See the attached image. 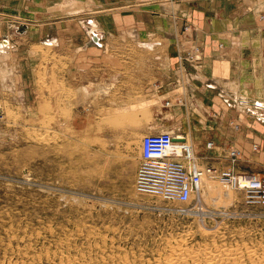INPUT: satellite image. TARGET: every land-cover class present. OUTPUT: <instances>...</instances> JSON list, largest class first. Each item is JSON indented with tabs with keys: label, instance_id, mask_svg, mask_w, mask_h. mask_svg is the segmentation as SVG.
Wrapping results in <instances>:
<instances>
[{
	"label": "rangeland",
	"instance_id": "obj_1",
	"mask_svg": "<svg viewBox=\"0 0 264 264\" xmlns=\"http://www.w3.org/2000/svg\"><path fill=\"white\" fill-rule=\"evenodd\" d=\"M27 1L25 11L0 2V46L9 44L0 55V264H160L180 253L206 261L207 252L219 250L236 257L234 264H264V205L245 203L240 190L228 197L218 178H208L214 187L203 182L201 195L183 203L140 194L135 186L140 164L131 146L141 155L144 135L171 130L193 141L200 166L264 174L259 145L245 154L236 143L221 145L202 133L199 140L193 126L201 116L184 111L190 103L181 87L172 91L156 70H141L164 53L167 61L175 57L185 78L188 67L203 66L209 41L225 42L209 33L206 47L196 42V31L220 23L213 22L210 0ZM263 5H250L255 13L246 18L254 25H264ZM79 9L84 13L74 15ZM6 14L30 21L20 32L23 18ZM88 16L98 20L104 45L82 50L94 28L83 21ZM132 31L137 39H118ZM238 31L224 37L241 41L245 30ZM257 32L246 35L264 40V30ZM153 39L160 52L142 47ZM258 45L255 64L262 71ZM6 72L13 79L7 88ZM243 90L264 100L263 89ZM215 95L214 106L229 111L221 93ZM233 115L228 122L238 128ZM142 126L145 132L136 135Z\"/></svg>",
	"mask_w": 264,
	"mask_h": 264
},
{
	"label": "crops",
	"instance_id": "obj_2",
	"mask_svg": "<svg viewBox=\"0 0 264 264\" xmlns=\"http://www.w3.org/2000/svg\"><path fill=\"white\" fill-rule=\"evenodd\" d=\"M16 1H18L17 4H16ZM167 1L164 0V2H161V3L166 4ZM0 2L5 3L4 4L5 7L13 8L18 5L19 9L21 8L24 10L25 9L24 7L25 5H27L28 1L27 0H0ZM87 2L88 1H86V3ZM153 2L159 3L155 1ZM262 2L264 1L263 0H257V1L255 0H210V3L208 4L210 11H211L210 15L211 17L216 19V20H213V22H215V24L216 22H220V23L218 25H211V27L209 26L203 27L204 28L202 29L203 32H200L199 30L196 31V37H197L196 42H198L199 44H202V46L203 44H205V47H206V44H208L207 42L208 38L206 37V33H209L210 37H214L213 39L216 42L217 41L219 42L220 40H223V39L225 42L221 46V44L218 45L219 43L209 41L211 46L209 45V47L204 48L205 62L202 63L203 66L200 65L198 69H196V67H192V68L188 67L189 72L187 70L186 78L183 72H182L183 75H180L181 73L179 70V68H181L179 66L180 63L176 62L175 57H172L173 59L167 61L168 57L165 56L166 55L165 53L164 54L162 53L163 56H156L154 64H150L149 66H142L141 70L143 69H145V71L146 70H151V71L156 70V73H158L157 76L160 74L162 79L163 80L165 79V81L168 83L169 85L168 88L172 89V91L173 90L176 91L177 89H179V87H184V90L182 93H184V96L188 99L187 101L190 103V105H188L187 108L186 107L184 108V111H187L189 116L190 115L191 116L195 115L197 117L201 116L199 119L200 123L197 124L196 126H193L194 131L197 132V137L199 140L202 138H200L201 134H198V133H202L203 139L205 138L204 136H207L213 141H216V142L218 141V143H220L221 145L230 146L231 144L236 143L237 146H241L242 151L245 154H250L251 146L252 145L254 146L255 144H257L260 147L259 148L260 155L264 156V122H260L259 120L256 121L251 114L247 113V110L249 111L250 104L243 102L244 101L243 98L245 99V97L242 94L245 92L243 90L244 88H246L248 91H252V90L257 91V89L264 90V70L262 69V71H259L261 70V67L259 66V64H255L258 62H256L255 56H254L255 55L254 49L257 45V41L261 42V46L264 48V40H257V39L252 40L251 38L248 37V35H246V33H250L251 31L257 30L259 32V30H264V25L262 23L259 24V22H255V25H254V23L250 22L251 20L250 18L249 19L246 18L254 14L253 9L251 8L250 5L254 6L253 8L255 10L258 7L257 5L261 7ZM215 3H218V6L214 5ZM138 4L144 5L145 3H138ZM132 6L133 5H127V7H132ZM134 7L136 6L134 5ZM86 8L88 9V11L89 9L92 10L88 6H86ZM114 9L120 10L122 8L116 7ZM82 10L83 9H81V11ZM109 10L111 9H108L107 11H105V13L111 12ZM99 12L104 13V11L102 10ZM79 14H74V15H79ZM0 15H4V14L0 13ZM6 16L7 17L10 16L13 18H19V19L23 18L24 23L22 21L21 23L22 25L18 27L20 32L25 29V22L30 21V19H27L22 16L18 17V16H14L10 14H6ZM225 19L228 23L233 22V24L228 25ZM35 21L38 22L39 20L35 19L33 22ZM83 21L87 22V24L84 23V25L86 24L96 29L94 28L91 29V33H89L88 35L89 37H87L85 44L80 49L82 50L89 49L91 45L93 47L103 46L104 44L103 42L99 40L101 38H100V34L97 31V30H100L101 28L98 20L95 17L89 18L88 16ZM240 21L242 23H239ZM48 22L49 21H42V23H39V24L48 23ZM237 22H238V25L236 24ZM93 24H96V25L92 26ZM39 29L40 28L36 27V30H39ZM238 29L240 30V32L242 31V29L245 30L244 31L245 38H243L241 41L231 40V36H229L228 39L224 37L226 34L229 35V34L239 32ZM179 31L180 30L175 31L173 33L174 36L179 34ZM138 34L133 31L125 33L124 35L118 34V39L119 40H124V39L135 40L139 37ZM219 35L223 37L220 38L221 36ZM251 35L252 37H254V34L251 33L250 36ZM262 35H263V32H262ZM74 39L76 40V38ZM49 40H52V42H55L58 44L61 43L60 42L61 38H58V37H53L52 39H49ZM153 41H147L148 43H151V45L149 46L143 45L144 42H142L141 45L144 49H147L150 52H153L154 50L158 51L157 48L158 46L160 47V45H158V42H155V41L153 42ZM261 46L258 45V49H260ZM263 48L261 49L263 50ZM206 50H208L209 53H207ZM159 57H160V61L158 60ZM216 60L220 62L229 61L230 67L228 66L225 67V66H220L218 64H215ZM259 60L261 64L264 63L263 53L259 57ZM263 66L264 65H262V67ZM160 71L161 73H159ZM216 72H218V74H224V75L228 74L229 77L224 78V76H219V75L217 76ZM117 77H120L119 73H117ZM178 77L179 78L182 77L183 79H185V80H182V82L185 81V83L180 82L179 81L180 79ZM211 80L213 81V83H210ZM233 81L235 82V85L238 88L234 89L231 87V83ZM218 88L221 89L220 91L218 90L219 92H217ZM216 93L217 94L221 93V95L225 98L224 100L226 101L228 108H230L229 111L228 110L222 111L224 110L222 109V107L216 108V106H214V103L216 102L215 100ZM249 96L250 95H248V97ZM250 98H247L248 101L255 100L254 98H251V99ZM234 100L235 102H233ZM244 106H245V109L241 108ZM233 108H236L238 110H234ZM240 111H243V112H240ZM234 112H236L237 115H235V117L233 118L239 119L237 123L238 128L232 127L231 122L230 121L228 122V120L231 117L230 113H232L233 115ZM249 117H251V119ZM143 132H145V128L143 126L137 127L135 129L136 135H142ZM131 148H132V150L130 151L131 155L134 156L135 159H137V156H138V160H139L138 163L140 164L142 156L140 155L139 149L134 146H131Z\"/></svg>",
	"mask_w": 264,
	"mask_h": 264
},
{
	"label": "built area",
	"instance_id": "obj_3",
	"mask_svg": "<svg viewBox=\"0 0 264 264\" xmlns=\"http://www.w3.org/2000/svg\"><path fill=\"white\" fill-rule=\"evenodd\" d=\"M195 48V50H197ZM174 134L168 131L146 134L142 138L141 163L135 186L140 194L161 197L166 201L188 203L199 195L203 171L221 183L243 193L245 203L264 205V174H243L234 167L230 169L200 166L197 156L189 152L188 144L182 143L180 152L174 151ZM214 143L209 144V147ZM233 156L236 155L232 151Z\"/></svg>",
	"mask_w": 264,
	"mask_h": 264
},
{
	"label": "bare ground",
	"instance_id": "obj_4",
	"mask_svg": "<svg viewBox=\"0 0 264 264\" xmlns=\"http://www.w3.org/2000/svg\"><path fill=\"white\" fill-rule=\"evenodd\" d=\"M68 1V0H67ZM264 1V0H263ZM79 2V1H78ZM66 4H68L67 2H65ZM64 3V4H65ZM75 2H73L74 4ZM264 3V2H263ZM262 3V5H263ZM65 4V5H66ZM72 4V3H71ZM76 4V3H75ZM79 4V3H78ZM260 4V3H259ZM63 5V4H62ZM64 6V5H63ZM68 6V5H67ZM71 6V5H70ZM264 6V5H263ZM262 6V7H263ZM72 7V6H71ZM77 7V5H76ZM76 11V10H75ZM81 10L79 9V12H75L74 14H79V13H83L80 12ZM259 11V10H258ZM255 13V12H254ZM74 16V15H73ZM96 24H93L92 26H95ZM99 35V34H98ZM93 38V37H92ZM97 39V38H96ZM100 40V39H99ZM7 41V40H6ZM154 42V41H153ZM3 44V43H2ZM52 44V43H51ZM147 45H151V43H147ZM9 44H3L0 46V55L1 54H7V48H8ZM153 46V45H152ZM201 53V52H200ZM239 53V52H238ZM201 56V55H200ZM199 56V57H200ZM234 56V54H233ZM224 60V59H223ZM226 64V63H225ZM1 67V65H0ZM1 68H4L3 66ZM0 68V69H1ZM9 69V68H8ZM197 69V68H196ZM7 70V69H6ZM4 71V70H3ZM12 73V72H11ZM185 73V72H183ZM1 75V74H0ZM3 81L5 80L6 82V88L7 87H11L12 83H13V79L10 75L9 72H6V73H3ZM183 75V74H182ZM180 79V78H179ZM184 80V79H183ZM233 80V79H232ZM235 80V79H234ZM185 83V81L183 82ZM5 86V85H4ZM179 86V85H178ZM231 87L236 89L238 88L236 85H235V82L233 81L231 83ZM7 90V89H6ZM91 90L90 87H85V90L86 92L88 93H91ZM181 90L183 92L184 90V87H181ZM178 91V90H177ZM227 91V90H226ZM234 91V90H233ZM179 93H180V90H179ZM186 93V92H185ZM230 93V92H229ZM175 94V93H174ZM245 94V93H243ZM246 95V94H245ZM245 97V96H244ZM239 98V97H238ZM181 99V98H180ZM179 100V99H178ZM243 102H246L247 104H251L252 107H249V108H252V110H254L253 112H251L252 115H255L256 117V121H260V122H264V100L262 99H258L257 100H253V102L251 103V101L247 99V96L245 97V99L243 98ZM251 110V111H252ZM247 113L250 114V112L247 110ZM172 117V116H171ZM171 132L174 134V140H176L175 144L173 145L172 148H174V151L176 152H180L182 150V146L183 144L182 143H187L188 145V149H189V152H192L194 153L195 152V146L193 144V141L189 140V137L188 135H184V134H181V133H175L171 130ZM136 139V140H135ZM134 141L139 145L140 142L138 140V138H134ZM213 141H210L208 142V145L211 143L212 144ZM214 143V142H213ZM195 154V153H194ZM196 156V154H195ZM199 161V160H198ZM200 163V162H199ZM140 166V165H139ZM139 168V167H138ZM208 178H212L214 179V177L212 176H209L208 174H206L204 171H203V174H202V181H201V186H200V191H199V195H201L202 193V190L205 188L204 186V183L203 182H206L208 184V186L210 188H213L214 187V184L211 183V181L208 179ZM219 180V179H218ZM220 181V180H219ZM221 183V182H220ZM223 187L225 188L223 191H224V194L228 197L231 196L232 192L231 189H234V190H237L236 188L234 187H230L229 185H225L224 183H222ZM204 187V188H203ZM222 187V188H223ZM206 191V190H205ZM204 192V191H203ZM205 193V192H204ZM204 195V194H203ZM209 253L208 254V257L206 258V261H204V258L200 257L199 254H194V255H190L189 254H184V253H180V254H176L173 258H169L167 261L163 262V263H160V264H234L237 259H235L236 257H233L231 258L230 256H228L226 253H221L220 250L219 251H216V252H207ZM225 256L228 257V259L225 258ZM232 260V261H231Z\"/></svg>",
	"mask_w": 264,
	"mask_h": 264
}]
</instances>
